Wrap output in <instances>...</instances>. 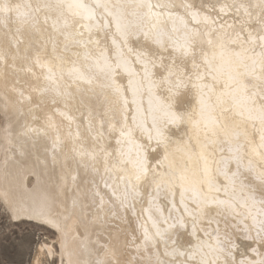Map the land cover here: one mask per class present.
I'll return each mask as SVG.
<instances>
[{
    "label": "snow or ice",
    "instance_id": "1",
    "mask_svg": "<svg viewBox=\"0 0 264 264\" xmlns=\"http://www.w3.org/2000/svg\"><path fill=\"white\" fill-rule=\"evenodd\" d=\"M13 18L17 28L8 46L13 63L21 61L14 71L32 78L18 103L65 105L63 140L53 118H45L56 131L52 150L71 145L65 163L83 165L91 179L62 210L47 197L0 199V237L28 256L12 264H45L54 255L48 230L60 237L63 256L73 215L121 220L138 199H146L151 221L126 240L141 254L138 264H264V170L254 172L252 160L257 131L264 156V0H0V27ZM44 27L51 53L45 47L19 56V34ZM9 58L0 51V62ZM181 86L194 90L192 122L205 136L203 166L192 172L177 168L169 154L167 129L192 119L173 110L172 90ZM97 89L106 110L82 112L76 123L67 106ZM145 95L148 110L142 109ZM68 179L76 184L78 177L66 173L65 190ZM237 233L257 246L240 251ZM95 264L122 262L114 250Z\"/></svg>",
    "mask_w": 264,
    "mask_h": 264
},
{
    "label": "bare ground",
    "instance_id": "2",
    "mask_svg": "<svg viewBox=\"0 0 264 264\" xmlns=\"http://www.w3.org/2000/svg\"><path fill=\"white\" fill-rule=\"evenodd\" d=\"M42 18L43 14H41ZM16 28L14 18L9 22L7 29L0 27V51H9L10 57L7 64L0 62V199L35 200L47 197L54 206V210L56 207L62 210L65 204L70 206L74 195L82 196L87 182L91 179L90 170L73 162L65 163V153L71 145L63 149L57 147L55 152L52 150L56 131L46 127L45 118L48 116L53 118L55 125L60 128V136L63 140L69 130L68 121L59 115L60 111H67L63 103L54 106L49 100L39 109L36 108L35 102L31 105L18 103L20 90H24L25 96L29 94L28 89L32 78L14 71V67L16 69L20 67L21 61L17 59L14 64L11 60V56L15 53L9 50L8 40L12 38ZM19 35L24 41L19 56H23L26 51L29 54H35L37 50L43 52L45 47L51 53V44L46 43L47 37L51 35L47 27L36 31L25 28ZM186 70H192L190 62ZM171 103L174 111L185 113L192 119L182 120L167 129L173 141L169 147L170 159L175 162L177 168L192 172L203 166L199 155L201 145L205 142L203 129L196 128L192 122L198 116L197 97L190 87L181 86L172 90ZM107 106L105 94L97 89L95 93H84L83 97L77 94L67 108L71 109L70 114L76 118V123H80L79 117L82 112L87 113L94 110L101 113L106 110ZM142 109L148 110L146 95L142 100ZM144 114L149 120L151 119L150 111H144ZM71 127L72 132L75 133L76 124H72ZM241 128H243L242 125ZM256 128H259L258 123ZM80 131L85 145H91L92 140L84 131L83 125ZM247 133L248 139L251 140L254 135L251 125L248 126ZM259 143L257 131L252 145L256 148L252 155L254 172L264 170L261 168V164H264V156L258 147ZM69 172L71 175H76L78 179L76 184L68 179L67 190H65V177ZM77 185L78 189L74 192L73 189L77 188ZM176 201L177 203L179 201L178 194ZM160 203L163 206V193ZM147 208L146 199H138L135 202V208L127 212L124 219L109 218L104 222H93L91 215H73L68 221L63 256H61L60 237L58 235L56 237L55 243H57L58 251L53 247V252L58 257V264H69V261L71 264H95V261L99 259L109 258L114 250L122 264H138L141 254L134 247L126 244V240L130 238V235H141L140 224L151 227L148 213L144 211ZM179 231L184 239L188 238L183 229ZM234 240L240 251H250L252 247L257 246L251 240L246 239L243 233H237Z\"/></svg>",
    "mask_w": 264,
    "mask_h": 264
},
{
    "label": "rangeland",
    "instance_id": "3",
    "mask_svg": "<svg viewBox=\"0 0 264 264\" xmlns=\"http://www.w3.org/2000/svg\"><path fill=\"white\" fill-rule=\"evenodd\" d=\"M44 236L50 242H56L57 235L54 234L51 230L44 231ZM53 245L55 250L58 251L57 243H53ZM0 259H3L5 261V264H12L13 261L18 262L21 259L26 261L28 259V256L26 253L22 256L20 250L13 247V242L11 239L0 237ZM50 262L58 264V257L55 255L53 257H47V259L45 260V264H50Z\"/></svg>",
    "mask_w": 264,
    "mask_h": 264
}]
</instances>
